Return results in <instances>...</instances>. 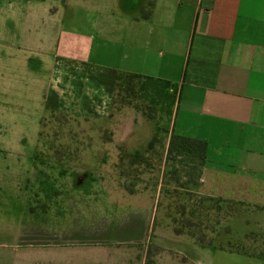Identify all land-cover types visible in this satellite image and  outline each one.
I'll return each mask as SVG.
<instances>
[{"label": "crops", "instance_id": "1", "mask_svg": "<svg viewBox=\"0 0 264 264\" xmlns=\"http://www.w3.org/2000/svg\"><path fill=\"white\" fill-rule=\"evenodd\" d=\"M0 56L9 72L26 75L46 65L44 106L75 116L108 119L123 82L118 74L136 75L131 94L147 112V138L162 143L131 149L137 157L129 163L147 173L134 177L129 190L124 179L60 180L49 208L20 213H52L62 220L56 233L63 238L99 242L109 218L118 216L124 227L126 213H135L121 241L135 244L149 230L162 180L177 168L196 201L242 207L227 211L233 213L227 242L243 234V244L249 243V229L233 228L240 213L264 232V0H0ZM172 134L206 141L203 162L167 155ZM153 170L160 171L157 193L149 182ZM76 213L101 222L72 230ZM174 236L188 264H222L235 253L246 264H264V253Z\"/></svg>", "mask_w": 264, "mask_h": 264}, {"label": "rangeland", "instance_id": "2", "mask_svg": "<svg viewBox=\"0 0 264 264\" xmlns=\"http://www.w3.org/2000/svg\"><path fill=\"white\" fill-rule=\"evenodd\" d=\"M6 60L0 56V180L9 179L0 184V264H188L177 254L182 245L174 234L180 232L203 244L213 238L219 246L264 253V232L254 224L256 219L243 218L240 213L232 222L233 228L249 229L245 235L249 243L243 244V234L227 242L225 232L231 227L226 220L233 214L227 211L242 207L196 201L178 180L179 173H174L177 168L162 180L149 230L135 244L121 242L129 236L125 226H130L135 213H126L124 227L118 216L109 218L101 242L63 238L56 233L63 227L62 220H56L52 213H20L49 208L51 191L58 189L55 184L60 180L73 183L103 177L124 179L128 189L134 177L147 173L146 167L129 163L137 157L131 149L147 147L149 142L154 146L162 143L147 138V112L135 106L132 91L126 93L116 87L111 114L105 120L54 111L44 106L46 88L41 76L48 73L46 65H38L31 69L34 73L25 75L9 72L4 67ZM33 60L30 66L35 65ZM48 102H52L51 97ZM158 156H154L156 160ZM159 172L149 173L152 193L156 191ZM12 179H17L16 184ZM39 179L46 180V185L41 186ZM211 210L223 213H210ZM71 219L68 226L75 231L94 221L101 222L79 213L72 214ZM244 220L246 224H242ZM217 235H223L225 240L218 241ZM222 264L246 261L235 253L226 255Z\"/></svg>", "mask_w": 264, "mask_h": 264}, {"label": "trees", "instance_id": "3", "mask_svg": "<svg viewBox=\"0 0 264 264\" xmlns=\"http://www.w3.org/2000/svg\"><path fill=\"white\" fill-rule=\"evenodd\" d=\"M137 76L134 74H118L117 80L118 82L123 81L119 84L120 87L124 88V92L128 93L133 91V84L132 80ZM205 150H206V141L198 138H193L184 135L172 134L169 145L167 155H187L190 157H196L198 162L201 164L205 157Z\"/></svg>", "mask_w": 264, "mask_h": 264}]
</instances>
